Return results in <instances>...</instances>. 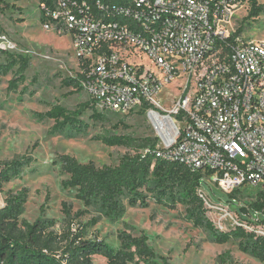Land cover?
Instances as JSON below:
<instances>
[{
	"label": "built area",
	"instance_id": "2783aa9c",
	"mask_svg": "<svg viewBox=\"0 0 264 264\" xmlns=\"http://www.w3.org/2000/svg\"><path fill=\"white\" fill-rule=\"evenodd\" d=\"M250 1L44 0L39 8L45 31L70 37L94 109L145 113L156 158L200 172L249 211L212 202L200 184L214 226L264 237L262 213L238 196L264 191V40H245L234 26ZM0 50L18 53L1 27ZM172 86L166 109L159 96Z\"/></svg>",
	"mask_w": 264,
	"mask_h": 264
},
{
	"label": "rangeland",
	"instance_id": "374dc122",
	"mask_svg": "<svg viewBox=\"0 0 264 264\" xmlns=\"http://www.w3.org/2000/svg\"><path fill=\"white\" fill-rule=\"evenodd\" d=\"M262 6V12L255 18H248V12H240L236 17V29L240 36L248 41L264 40V0H256ZM0 27L15 44L18 53L30 59L25 72L26 81L17 91L8 90L12 74L1 79L0 83V162L9 161L16 156H30L35 161L23 170L18 178L4 184L5 194L15 193L23 188L28 190V200L22 219L33 222L44 217L54 219V230L60 232L65 216L62 203L71 207V214L86 210L81 202L74 198L73 189H63L61 183L68 176L63 174L58 161L60 155H69L80 163L93 162L97 167L116 166L127 152L125 147L105 146L97 137L107 135H125L136 144L146 138H156L152 124L145 113L121 114L104 113L107 122H95L91 117L92 105L86 109L80 119L88 125L82 135L51 134L53 121L38 120L36 113H45L50 106L59 104L68 110H75L79 104L89 102L83 90L74 92L63 85V80L75 78L79 73L78 61L73 53L70 37L57 36L42 28L39 0H0ZM5 55L0 54V62ZM24 87L28 92L22 93ZM33 93L31 96L30 93ZM176 97L174 87L163 90L159 99L167 109ZM116 127V128H115ZM158 146V142H157ZM202 188L212 202L229 206L233 212L239 206L228 194L220 191L209 181L201 182ZM243 203L249 205L246 196L238 195ZM1 197V196H0ZM3 203V198H0ZM246 200V201H245ZM41 208L43 211H41ZM264 219V214H261ZM99 214L87 209L84 215L75 220V227L86 226V239L98 238L117 249L120 246L118 236L123 232L134 237L145 235L148 246L156 255L154 260L136 259L129 264H218L219 256L224 255V264H263L239 251L237 242L230 240L225 244L212 242L208 234L195 228L185 217L184 208L177 205L171 209L158 205L152 200L146 208L126 207L125 214L117 221L101 217L94 225L89 224ZM208 219L212 215L207 213ZM227 230H231L228 223ZM228 253V256H225ZM94 264H107L100 256H93Z\"/></svg>",
	"mask_w": 264,
	"mask_h": 264
},
{
	"label": "trees",
	"instance_id": "16d2710c",
	"mask_svg": "<svg viewBox=\"0 0 264 264\" xmlns=\"http://www.w3.org/2000/svg\"><path fill=\"white\" fill-rule=\"evenodd\" d=\"M43 2L44 0H39V3ZM261 12L262 6L257 5L256 0H251L247 19L255 18ZM240 32L238 29L237 33ZM0 54L5 55V60L0 62V83L3 77L12 74L8 90L15 92L26 81L25 72L30 59L16 52L0 50ZM82 78L78 73L75 78L64 79L63 85L72 88L70 94H73L82 90ZM26 92L28 89L24 87L22 93ZM90 105V102H85L75 110H68L55 104L47 112L36 113L35 116L40 121H53L51 134L82 135L86 133L88 125L80 117ZM91 118L99 123L108 121L104 113L97 111H93ZM96 140L108 147L121 146L134 152L123 155L116 166L103 167H97L93 162L80 163L69 155L58 157L62 173L68 176L62 181V188L73 189L74 198L86 209L71 214L70 205L62 203L61 210L65 219L60 232L54 230V219L40 217L28 222L21 218L28 200L26 188L5 195L2 191L4 184L21 176L23 170L35 159L16 156L9 161L0 162V195L5 202L0 208V264H94L93 256L104 258L107 264H129L136 259L151 262L156 255L148 246L145 235L134 237L123 232L118 236L120 246L115 249L98 238L86 239V226L74 228L75 220L84 215L87 209H94L99 214L98 218L89 223L94 225L101 217L117 221L125 214L127 206L146 208L151 200L171 209L181 205L186 219L195 228L204 230L212 242L225 244L235 240L240 252L264 264V237L247 232L241 227L228 231L218 230L208 219L207 209L198 195L202 174L183 165L156 158L153 150L157 146V138H146L136 144L129 136L110 134L97 137ZM145 148L149 149V153L143 155ZM229 197L232 199L234 193ZM245 199L251 200L250 212L259 211L264 214V191L248 190ZM236 212L240 215L249 213L244 207ZM225 262L224 255H220L218 264Z\"/></svg>",
	"mask_w": 264,
	"mask_h": 264
}]
</instances>
